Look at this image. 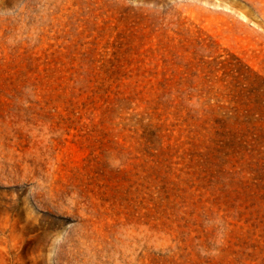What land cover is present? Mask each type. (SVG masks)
Masks as SVG:
<instances>
[{"label": "rangeland", "instance_id": "374dc122", "mask_svg": "<svg viewBox=\"0 0 264 264\" xmlns=\"http://www.w3.org/2000/svg\"><path fill=\"white\" fill-rule=\"evenodd\" d=\"M194 60L264 77V0H0V264H264V115Z\"/></svg>", "mask_w": 264, "mask_h": 264}, {"label": "trees", "instance_id": "16d2710c", "mask_svg": "<svg viewBox=\"0 0 264 264\" xmlns=\"http://www.w3.org/2000/svg\"><path fill=\"white\" fill-rule=\"evenodd\" d=\"M189 64L194 69L187 76L180 75L177 81L173 77L163 76L159 81L170 95L174 92L182 96L187 113L194 110L188 107V103L194 99L204 114L214 109H225L241 117L253 115L260 119V115H264V77L233 65L218 79L214 76L217 70L211 68V62L194 60Z\"/></svg>", "mask_w": 264, "mask_h": 264}]
</instances>
